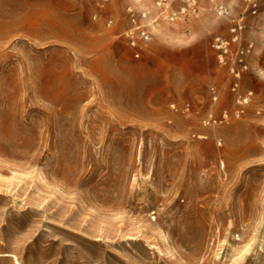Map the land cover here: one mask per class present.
I'll return each instance as SVG.
<instances>
[{"label":"rangeland","instance_id":"obj_1","mask_svg":"<svg viewBox=\"0 0 264 264\" xmlns=\"http://www.w3.org/2000/svg\"><path fill=\"white\" fill-rule=\"evenodd\" d=\"M0 264H264V0H0Z\"/></svg>","mask_w":264,"mask_h":264},{"label":"built area","instance_id":"obj_2","mask_svg":"<svg viewBox=\"0 0 264 264\" xmlns=\"http://www.w3.org/2000/svg\"><path fill=\"white\" fill-rule=\"evenodd\" d=\"M105 2L109 0H103ZM156 8L159 10L160 15L171 22H177L179 20H185L187 17L196 12L199 8L201 0H153ZM215 2V0H208ZM178 4L177 6H175ZM254 8L256 4L253 5ZM217 11L219 14H223L225 11L222 6H217ZM254 12H256L254 10ZM112 22L110 21L109 24ZM242 26L240 24L234 25L230 29L229 37H216L212 42V47L218 50V58L220 63H226V57L230 51V45L232 43H237L241 38ZM125 38L129 45L135 50V56H140V48L143 42H148L152 39V34L149 30V25L147 22V13L140 12L136 13L129 10V26L124 31ZM244 50L241 51L244 54ZM243 59H240L242 61ZM237 77L240 76L239 70H234ZM237 85V84H235ZM235 90V89H234Z\"/></svg>","mask_w":264,"mask_h":264},{"label":"bare ground","instance_id":"obj_3","mask_svg":"<svg viewBox=\"0 0 264 264\" xmlns=\"http://www.w3.org/2000/svg\"><path fill=\"white\" fill-rule=\"evenodd\" d=\"M2 26H3V25H2ZM21 26H22V25H21ZM3 28H4V27H3ZM26 28H27V27H26ZM31 30H32V29H31ZM65 35H66V34H65ZM65 35H64V36H65ZM67 35H68V34H67Z\"/></svg>","mask_w":264,"mask_h":264}]
</instances>
